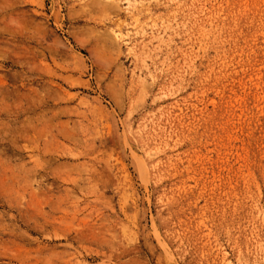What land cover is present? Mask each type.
Segmentation results:
<instances>
[{
	"label": "rangeland",
	"instance_id": "rangeland-1",
	"mask_svg": "<svg viewBox=\"0 0 264 264\" xmlns=\"http://www.w3.org/2000/svg\"><path fill=\"white\" fill-rule=\"evenodd\" d=\"M0 264H264V0H0Z\"/></svg>",
	"mask_w": 264,
	"mask_h": 264
},
{
	"label": "bare ground",
	"instance_id": "bare-ground-1",
	"mask_svg": "<svg viewBox=\"0 0 264 264\" xmlns=\"http://www.w3.org/2000/svg\"><path fill=\"white\" fill-rule=\"evenodd\" d=\"M111 36L113 38V41L118 45V40H120V35L117 32L112 31Z\"/></svg>",
	"mask_w": 264,
	"mask_h": 264
}]
</instances>
